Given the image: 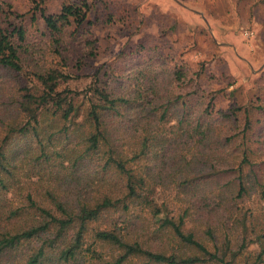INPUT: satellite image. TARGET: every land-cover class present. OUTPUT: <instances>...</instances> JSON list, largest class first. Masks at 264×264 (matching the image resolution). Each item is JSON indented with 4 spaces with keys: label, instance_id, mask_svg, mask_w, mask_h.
Here are the masks:
<instances>
[{
    "label": "trees",
    "instance_id": "16d2710c",
    "mask_svg": "<svg viewBox=\"0 0 264 264\" xmlns=\"http://www.w3.org/2000/svg\"><path fill=\"white\" fill-rule=\"evenodd\" d=\"M116 1L64 0L50 12L32 0L23 14L0 0V67L37 80L20 109L5 110L26 120L8 121L0 141V264H264L263 118L252 104L210 116L189 93L158 100L140 77L115 93L100 68L85 90L70 87L100 54L96 18L138 34V5ZM28 15L45 48L28 42ZM41 51L54 63L32 70ZM23 131L38 149L9 140Z\"/></svg>",
    "mask_w": 264,
    "mask_h": 264
},
{
    "label": "rangeland",
    "instance_id": "374dc122",
    "mask_svg": "<svg viewBox=\"0 0 264 264\" xmlns=\"http://www.w3.org/2000/svg\"><path fill=\"white\" fill-rule=\"evenodd\" d=\"M4 1L23 14L32 6V0ZM46 1L50 12H58L64 0ZM120 1L131 10L138 5V34L129 35V25L122 21L110 23L92 14V18L98 20L92 30L99 39L100 54L89 61L90 66L80 72L79 78L71 81L72 89L85 90L99 68L102 74L108 70L111 90L115 93L131 90L140 77L142 88L152 83L161 90L158 100L167 96L174 100L180 94L189 93L185 100H189L191 109L215 110L210 116L218 117V112L252 104L255 121L263 118L255 130L264 134V0H178L203 19L196 17L194 21L188 11L182 9L176 28L168 29L166 35L167 21L172 18L167 20L161 12L158 16L156 3L152 5L150 0ZM113 2L117 3L116 0ZM30 19L28 15L25 20L29 28L28 42L45 48L41 21L34 26ZM139 41L144 42L146 48H142ZM40 57L41 60L32 63V70L39 69L42 64L54 63L51 56L42 51L37 53L36 60ZM176 67L187 72L188 77L183 82L177 83L174 79L172 72ZM35 84L34 77L17 75L0 67V141L12 131L10 120H14L13 126L21 122L24 125V116L15 114L16 118H13L5 110L20 109H17V103L21 100L22 88L29 86L35 90ZM218 124L223 126V121ZM9 140L18 147L24 148L29 143L38 149V139L31 132H17ZM261 159L264 160V156ZM36 172L44 173L39 168ZM165 195L172 200L175 192L165 191L161 198ZM255 247L251 246L252 249Z\"/></svg>",
    "mask_w": 264,
    "mask_h": 264
},
{
    "label": "crops",
    "instance_id": "0c3cea01",
    "mask_svg": "<svg viewBox=\"0 0 264 264\" xmlns=\"http://www.w3.org/2000/svg\"><path fill=\"white\" fill-rule=\"evenodd\" d=\"M150 2L152 3H156V5L158 6V16L159 12H161L163 15L167 16L165 17L168 20V17L171 16L172 20H168L167 22L169 23V25L167 26L170 27L171 25H173L174 23L177 24V19L179 17V14L183 13V10H187L189 13V16L196 21V17H201L203 19V17L192 10H188L183 3L181 4V2H179L178 0H150ZM186 8V9H185ZM192 25H196V24H192ZM171 30V29H170Z\"/></svg>",
    "mask_w": 264,
    "mask_h": 264
}]
</instances>
